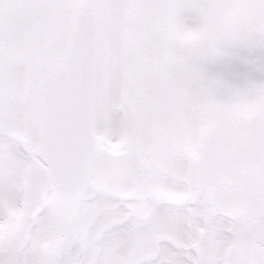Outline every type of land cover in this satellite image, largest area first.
Instances as JSON below:
<instances>
[{"label":"snow or ice","instance_id":"6c2138e0","mask_svg":"<svg viewBox=\"0 0 264 264\" xmlns=\"http://www.w3.org/2000/svg\"><path fill=\"white\" fill-rule=\"evenodd\" d=\"M0 264H264V0H0Z\"/></svg>","mask_w":264,"mask_h":264}]
</instances>
